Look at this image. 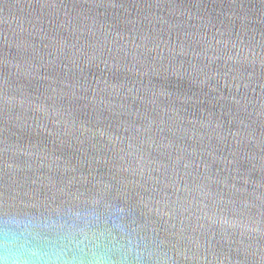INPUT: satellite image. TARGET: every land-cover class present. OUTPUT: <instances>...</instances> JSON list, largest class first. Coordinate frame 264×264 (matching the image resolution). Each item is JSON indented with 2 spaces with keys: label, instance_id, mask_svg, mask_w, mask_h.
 <instances>
[{
  "label": "water",
  "instance_id": "95a60500",
  "mask_svg": "<svg viewBox=\"0 0 264 264\" xmlns=\"http://www.w3.org/2000/svg\"><path fill=\"white\" fill-rule=\"evenodd\" d=\"M264 264V0H0V253Z\"/></svg>",
  "mask_w": 264,
  "mask_h": 264
},
{
  "label": "clouds",
  "instance_id": "9594fccd",
  "mask_svg": "<svg viewBox=\"0 0 264 264\" xmlns=\"http://www.w3.org/2000/svg\"><path fill=\"white\" fill-rule=\"evenodd\" d=\"M0 264H54V262L47 260L23 259L15 249H9L6 245H4L3 251L0 253ZM88 264H110V261L97 257L89 260Z\"/></svg>",
  "mask_w": 264,
  "mask_h": 264
}]
</instances>
